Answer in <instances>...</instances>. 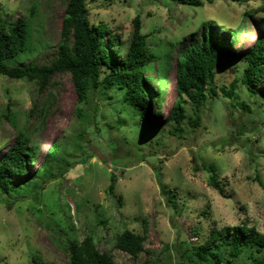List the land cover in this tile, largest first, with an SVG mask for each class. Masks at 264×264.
Wrapping results in <instances>:
<instances>
[{
    "label": "rangeland",
    "instance_id": "rangeland-1",
    "mask_svg": "<svg viewBox=\"0 0 264 264\" xmlns=\"http://www.w3.org/2000/svg\"><path fill=\"white\" fill-rule=\"evenodd\" d=\"M201 1L200 6L178 0L89 4L91 22H106L125 45L139 18L148 43L161 56L172 54L165 102L160 115L148 120L152 129L161 131L160 146L139 144L143 151L134 146L140 140L139 117L100 90L89 92L83 107L89 119L84 122L78 111L83 104L78 105L68 73L53 77L43 94L32 82L0 75V159L23 130L29 146L38 152L29 172L12 179L14 185L24 183L22 194L10 197L0 191V264H39L35 258L47 264H70L68 244L87 236L116 264H181L175 246L181 241L204 242L213 227L247 223L264 234V81L255 87V94L240 82L246 67L240 56L264 31V0ZM68 2L0 0V20L9 24L26 19L35 47L11 66H42L56 58ZM206 21L216 23V38L239 59L220 64L214 81L217 95L201 108V125L195 129L186 125L178 138L167 121L179 96L178 55L198 41ZM230 29L239 32L236 43L224 32ZM157 68L155 64L147 75L155 77ZM234 84L237 97L230 98L223 91ZM49 97L53 101L48 110ZM32 109L33 118H28ZM8 112L16 116L19 129L6 119ZM117 121L123 126L116 132ZM124 137L130 140L128 145ZM55 141L61 145L64 163L50 179L43 178L39 169ZM209 166L216 169L223 193L210 184ZM156 169L166 192L176 195L177 208L169 206ZM113 173L116 181L110 193ZM144 227L147 253L135 259L116 248L117 237L126 229L142 233Z\"/></svg>",
    "mask_w": 264,
    "mask_h": 264
},
{
    "label": "trees",
    "instance_id": "trees-1",
    "mask_svg": "<svg viewBox=\"0 0 264 264\" xmlns=\"http://www.w3.org/2000/svg\"><path fill=\"white\" fill-rule=\"evenodd\" d=\"M107 1L110 4L127 0ZM178 1L189 6L203 4L201 0ZM96 2L98 0H69L56 58L42 66H11L29 52H34L35 47L32 48L31 45L32 33L29 22L24 18L9 24L0 20V75L32 82L36 84L39 94H43L51 85L53 77L68 73L78 93V105L83 104L82 108L87 105L89 92L96 90H100L110 98H118L128 111L139 117L140 140L138 144L133 145L139 147L141 151H143L141 145L144 144L160 146L161 139L158 140V135L161 131L152 129L148 120L151 115L155 117L160 115L165 102L166 77L172 54L161 56L160 50L148 43V36L142 33L139 18L135 19L136 26L129 45H125L121 41V36L106 22L92 23L89 4ZM209 2L213 3L212 0ZM216 26L212 21L203 22L198 41L179 52L177 60L179 96L167 119L172 124L171 134L178 138H182L186 125L193 129L201 125V108L208 98L217 95L214 81L220 64L224 60L231 63L239 59L237 54L229 50L231 48L226 43L216 38V32L219 30ZM224 32L229 35L228 38H231L233 43L239 39L238 31L230 29ZM178 45L179 41L176 43V48ZM240 59L246 62L240 82L251 94H255V87L264 81V31L260 32L254 44L240 56ZM155 64H158L156 76L147 75L153 72ZM153 87H156L155 91ZM235 90L234 84L229 91L225 90L223 93L234 98L237 97ZM262 96L264 97V90ZM52 101L51 97L45 101L48 110ZM240 108L250 112V108L245 104H241ZM190 110L192 115H189ZM78 111L84 122L89 119L84 108H79ZM32 114L34 109L30 111L28 118H33ZM6 119L13 127L19 129L15 115L8 112ZM122 126L123 123L117 121L113 128L117 132ZM104 129L106 132L111 130L110 127ZM122 140L125 145L130 141L127 137ZM116 145L119 149L118 144ZM76 146L79 148L80 145ZM61 152V145L55 141L46 154L45 163L39 169L43 178L50 179L51 174L60 171L64 163ZM37 153L34 147L29 146L25 130L20 131L17 139L0 159V191L3 194L10 197L22 194L24 183L14 185L12 179L29 172V165L34 162ZM206 170L212 173L210 178L212 187L223 193L217 180L216 169L209 166ZM156 171L162 185L161 172L159 169ZM111 179L113 182L109 192L113 193L115 173L111 175ZM162 188L163 193L167 194L169 206L177 208L176 195L167 193L163 185ZM181 212L182 210H179L178 214ZM147 231V227H144L142 233L126 229L117 237L116 248L137 259L142 253L148 252L144 245ZM194 233L197 236L201 234L198 228H195ZM175 247L181 264H243L244 260L246 264H264V234L247 223L222 228L213 227L204 242L193 245L188 241H181ZM67 250L70 264H116L111 254L101 252L96 247L92 236L85 237L81 242H70ZM38 259L35 258V261L39 264H47ZM145 264L151 262L146 261Z\"/></svg>",
    "mask_w": 264,
    "mask_h": 264
}]
</instances>
